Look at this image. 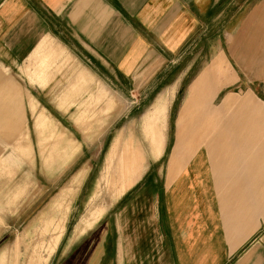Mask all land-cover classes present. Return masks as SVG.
<instances>
[{"label":"crops","instance_id":"obj_1","mask_svg":"<svg viewBox=\"0 0 264 264\" xmlns=\"http://www.w3.org/2000/svg\"><path fill=\"white\" fill-rule=\"evenodd\" d=\"M47 45L87 85L172 91L142 117V147L118 133L146 157L129 172L119 158L113 230L60 264H264V0H0V102L23 116L46 96Z\"/></svg>","mask_w":264,"mask_h":264},{"label":"rangeland","instance_id":"obj_2","mask_svg":"<svg viewBox=\"0 0 264 264\" xmlns=\"http://www.w3.org/2000/svg\"><path fill=\"white\" fill-rule=\"evenodd\" d=\"M46 51L40 66L47 65L48 86L45 98L35 94L39 106L31 102L23 116L20 104L0 102V264H56V255L60 264L63 254L83 248L106 225L113 230L123 196H112L119 192V158L127 159L122 169L129 172L136 155L142 162L146 157L144 151H120L118 133L129 130L142 147V117L163 95L172 99L156 76L142 87L87 85L74 64L59 68L57 48L47 45ZM62 70L68 77L58 84ZM152 161L147 156L144 172ZM133 175L127 174L128 187Z\"/></svg>","mask_w":264,"mask_h":264},{"label":"bare ground","instance_id":"obj_3","mask_svg":"<svg viewBox=\"0 0 264 264\" xmlns=\"http://www.w3.org/2000/svg\"><path fill=\"white\" fill-rule=\"evenodd\" d=\"M146 122V121H145Z\"/></svg>","mask_w":264,"mask_h":264}]
</instances>
